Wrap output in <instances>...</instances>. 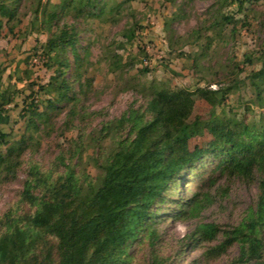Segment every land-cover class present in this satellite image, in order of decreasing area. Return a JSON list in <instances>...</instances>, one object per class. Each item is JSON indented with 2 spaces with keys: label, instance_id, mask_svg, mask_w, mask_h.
Returning a JSON list of instances; mask_svg holds the SVG:
<instances>
[{
  "label": "trees",
  "instance_id": "16d2710c",
  "mask_svg": "<svg viewBox=\"0 0 264 264\" xmlns=\"http://www.w3.org/2000/svg\"><path fill=\"white\" fill-rule=\"evenodd\" d=\"M231 2L241 12L246 3L253 5L257 0ZM18 3L0 0V18L6 19L5 24L15 20ZM41 5L34 12L35 21L39 20L44 29L54 28L40 46L41 54L47 66L54 63L56 69L48 83L40 87L49 95L41 104L44 110L37 112L32 102L23 110L21 117L31 115L27 127L56 109L58 103L76 99L64 77L69 66L65 53L70 50L75 66L82 60L77 53V31L68 20L101 19L121 8V3L107 5L103 0H59L43 8ZM214 20L215 25L223 26L231 23L232 17L218 12ZM259 62V68L248 76V84L253 103L262 110L264 52ZM76 76L84 92L91 80L81 83ZM230 90L228 86L196 88L210 107L205 118H191L192 92L184 88L155 90L145 106L129 109L116 121L120 131L115 147L102 159L97 158L96 176L77 171L73 155L60 154L49 168L29 160L21 191L0 217V264H132L130 248L140 244L148 247L146 264H168V258L156 249L159 234L155 219L160 209L167 211L162 205L170 203L181 209H174L173 217H198L210 204L212 188L224 176L257 181L253 208L230 229L201 223L187 237L194 243L211 242L221 232L223 239L203 252L205 264L234 244L238 246L234 264H264V114L259 113L253 122L242 116H227L223 109L221 115L217 114ZM11 101V95L0 90V114ZM204 135L209 136L204 147H190L191 139ZM7 138V134H0V144H8ZM21 152L20 144L0 152V173L13 172L20 165ZM199 168L203 175L190 196L174 199L176 180Z\"/></svg>",
  "mask_w": 264,
  "mask_h": 264
},
{
  "label": "rangeland",
  "instance_id": "374dc122",
  "mask_svg": "<svg viewBox=\"0 0 264 264\" xmlns=\"http://www.w3.org/2000/svg\"><path fill=\"white\" fill-rule=\"evenodd\" d=\"M58 1L19 0L12 23L5 24L6 19L0 18V90L12 97L0 114V134L8 136V144H0V152H6L8 146H22L20 165L11 173H0V217L21 191L29 160L49 168L60 154L73 155L77 171L96 176L97 158L115 147L120 131L116 121L129 109L145 106L155 90L184 88L192 92L191 118H205L210 110L196 88L218 86L231 90L217 114L223 109L227 116H242L248 122L264 114L253 103L248 84V76L259 68L264 52V0L246 3L241 12L231 0H103L107 5L121 3V8L101 19L68 20L77 31V53L82 60L75 66L70 50L65 53L69 66L64 77L75 101L58 103L27 127L31 115L21 117L23 110L31 102L37 112L44 110L41 104L49 95L40 87L56 69L54 63L47 66L40 47L54 28H42L34 12L39 3L43 8ZM218 12L231 16V23L215 25ZM51 56L56 58L54 53ZM76 75L81 83L91 80L84 92ZM208 140V135L196 137L189 145L204 147ZM202 175V168L187 171L176 180L173 198L190 196ZM257 194V181L224 176L212 188L210 204L198 217H173L172 211L181 209L170 203L162 205L167 211L160 209L155 219L158 253L168 258V264H205L201 256L223 239L221 232L204 243H194L187 236L201 223L216 224L220 230L232 228L253 208ZM130 253L132 264L148 261V247L143 244L133 245ZM237 255L234 244L207 264H234Z\"/></svg>",
  "mask_w": 264,
  "mask_h": 264
}]
</instances>
